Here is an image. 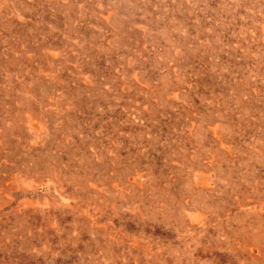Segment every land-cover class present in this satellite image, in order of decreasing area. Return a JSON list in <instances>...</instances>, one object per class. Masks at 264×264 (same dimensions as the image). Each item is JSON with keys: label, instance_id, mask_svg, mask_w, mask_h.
<instances>
[{"label": "rangeland", "instance_id": "374dc122", "mask_svg": "<svg viewBox=\"0 0 264 264\" xmlns=\"http://www.w3.org/2000/svg\"><path fill=\"white\" fill-rule=\"evenodd\" d=\"M0 264H264V0H0Z\"/></svg>", "mask_w": 264, "mask_h": 264}]
</instances>
